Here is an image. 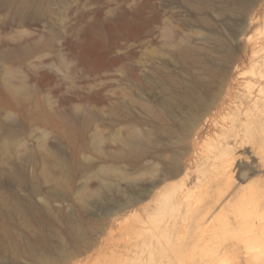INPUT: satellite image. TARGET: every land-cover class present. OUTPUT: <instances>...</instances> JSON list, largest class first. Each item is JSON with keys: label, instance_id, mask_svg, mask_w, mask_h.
Returning a JSON list of instances; mask_svg holds the SVG:
<instances>
[{"label": "rangeland", "instance_id": "1", "mask_svg": "<svg viewBox=\"0 0 264 264\" xmlns=\"http://www.w3.org/2000/svg\"><path fill=\"white\" fill-rule=\"evenodd\" d=\"M260 71L264 0L0 6V264H176L146 212L164 188L227 143L234 191L264 192ZM229 222L221 264H264Z\"/></svg>", "mask_w": 264, "mask_h": 264}, {"label": "bare ground", "instance_id": "2", "mask_svg": "<svg viewBox=\"0 0 264 264\" xmlns=\"http://www.w3.org/2000/svg\"><path fill=\"white\" fill-rule=\"evenodd\" d=\"M13 2L14 0H0V6H10ZM260 73L264 74L262 71ZM258 83L260 85L264 83V75L260 76ZM259 92L264 97V87L260 88ZM226 145L228 144L223 143L215 147L212 150L214 155H211L210 151V154H207L206 160L209 166H215L216 160L218 163L217 168L210 170L209 175L197 176V179L192 181V186L183 179L164 188L158 194L155 203L148 204L146 207L148 218L154 223L156 231L165 232L164 235L167 234V236L168 233L177 235L176 241L170 242L174 243L172 246L175 249H171L167 255L170 261L174 255L176 264H199L200 261L202 264H213L216 259L221 264L223 260L220 257H225L230 251L223 252L218 240L227 232H232L229 227L231 215L240 222L239 231L244 234V240L247 243H250V240L253 241L252 249H257L255 252H252L249 247L245 251L233 249L237 263L241 260L252 261L254 257L264 254V248L262 250L259 248L264 245V212H262L264 211V192L260 191V186L254 184L234 191V158ZM262 149L264 151V146ZM179 174L173 173L171 177ZM154 209V215L150 216V211ZM216 220L218 222L214 226ZM212 228L217 229L220 235L211 233ZM237 235L235 234L239 239ZM200 247H203L201 253L198 252ZM210 252H212L211 255ZM150 256L151 263H156L158 253L152 250ZM166 264H169L168 261Z\"/></svg>", "mask_w": 264, "mask_h": 264}]
</instances>
